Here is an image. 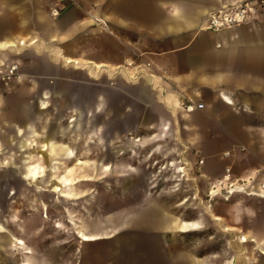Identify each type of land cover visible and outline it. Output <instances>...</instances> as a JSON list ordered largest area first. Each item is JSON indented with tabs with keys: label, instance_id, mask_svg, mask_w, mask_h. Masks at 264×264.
<instances>
[{
	"label": "rangeland",
	"instance_id": "rangeland-1",
	"mask_svg": "<svg viewBox=\"0 0 264 264\" xmlns=\"http://www.w3.org/2000/svg\"><path fill=\"white\" fill-rule=\"evenodd\" d=\"M19 1L0 0V38L8 31L25 35L19 31L22 21L17 20ZM224 1L223 4L236 0ZM39 2L28 0L27 9L32 15L28 16L26 28L32 30L29 32L32 35L50 26L51 18L64 10L66 1L60 5L57 15L48 7L49 20L38 17ZM257 3V12L241 26L260 25L264 21V0ZM2 15L7 20L1 19ZM42 37L51 48L68 45L57 37L55 40H50L54 38L51 36ZM20 51L11 54L20 64L23 81L12 83L8 90H0V98H4L0 104L1 119L20 120L29 102L36 110L38 88L48 85L42 86L39 81H52L57 75L58 66L52 65L47 60L48 54L36 46L28 45ZM62 70L57 77L72 86L66 88L74 93L75 99L85 100L83 107L88 111L100 92V77L92 79L81 68ZM30 76L38 77L37 86H33ZM113 97V94L109 96L112 103ZM65 110L62 109V114ZM97 111L89 113L92 120L94 115H99ZM104 120L106 139L102 146L94 142L95 137H88L92 142H86L82 133L58 136L81 160L26 159L27 163L21 159L35 148H20L17 142L12 143L14 140L9 135L4 133L8 138L5 140L0 133L5 149L4 152L0 146V264H264V243L259 238L256 240L247 225L264 212V197L247 194L253 186H264V155L258 156L257 150L254 153L239 146L242 144L229 151L220 148V143L213 149V156L203 160L201 154L205 150L199 148L193 129L185 126L190 122L183 117L177 119L175 128L163 126L155 132L122 130L120 119L113 111L111 115L105 114ZM39 123L40 128L48 120L44 117ZM49 124L51 130L55 129L53 123ZM114 130L121 132L112 143L110 137ZM144 134L149 137L146 145L136 141ZM239 135L246 139L245 134ZM226 151H229L228 157H224ZM116 163L124 172L131 164L134 171L119 176L112 171ZM186 163L189 177L184 169L178 172ZM227 168L231 176L224 179ZM30 170L37 172L36 180L30 176ZM238 185L244 189L229 192ZM68 188L73 190L70 197ZM213 189L215 192L211 194ZM146 199L170 206L171 221L198 222V230L182 232L173 226L165 230L133 228L128 221L136 219V212ZM256 204L259 205L257 212L249 215V207ZM207 205L222 214L226 222L221 218L215 221L217 224L212 221L210 214L205 213ZM229 206L238 207L234 216L220 212ZM120 218L128 222L127 228L118 226ZM82 232L98 238L82 240ZM244 233L248 234V243L241 241ZM17 239L31 252L27 254L20 249Z\"/></svg>",
	"mask_w": 264,
	"mask_h": 264
},
{
	"label": "crops",
	"instance_id": "crops-1",
	"mask_svg": "<svg viewBox=\"0 0 264 264\" xmlns=\"http://www.w3.org/2000/svg\"><path fill=\"white\" fill-rule=\"evenodd\" d=\"M223 2L66 0L64 10L51 18L50 26L40 29L39 35H32V30L26 28L31 14L27 9L28 0H20L17 20L22 21L19 31L25 35L8 31L0 42L25 40V44L16 45L17 50L36 46L43 54H48L47 60L52 65L58 66L57 75H61L62 68L66 67L84 69L90 78L100 77V92L96 94L93 107L86 111L85 100L79 102L66 88L72 87L69 83L64 84L57 75L53 82L42 79L39 84L48 85L38 88L36 110L29 102L18 121L1 119L0 115L3 138L8 139L5 133L20 148H35L21 160H81L76 158L73 148L58 140V136L68 132L84 134L86 142H92L90 138L95 137L94 142L102 146L106 139L104 115H111L113 111L120 119L122 130L136 132H155L163 126L175 128L177 119L183 117L190 122L185 126L193 129L199 148L205 150L201 154L203 160L212 157L213 149L220 143V148L229 151L242 144L239 146L254 153L257 150L258 156L264 155V21L260 25L209 30L207 17ZM54 3L55 0H40L41 14L37 13V16L49 20L48 7L52 8ZM5 15L1 19L7 20ZM3 30H6L5 26ZM42 36L54 37L50 40L57 37L68 45L51 48ZM30 80L37 86L38 77L30 76ZM111 94L113 103L109 101ZM183 98H190L194 103L203 102L204 106L184 112L180 106ZM3 100L0 98V104ZM62 109H66L63 114ZM96 109L99 115H94L92 120L89 116ZM48 110L50 112L46 113ZM44 117L48 123L39 128V120ZM49 123H53L55 129L51 130ZM120 132L112 131V143ZM239 134H245L246 139ZM136 141L146 145L149 137L144 134ZM0 146L5 152L1 142ZM173 164L175 162H171ZM187 165H184V172L189 177ZM112 171L122 176L134 171V167L129 164L124 172L116 163ZM243 189L238 185L229 192ZM67 190L69 197L73 195L71 188ZM247 194L264 197V186H253ZM258 206H250L248 214L257 212ZM235 208L238 207L229 206L220 212L234 216ZM205 213H209L214 222L218 220L215 219L217 216L226 222L211 205L206 206ZM130 221L133 228L165 230L173 226L182 232L195 230L198 224L188 220L171 221L170 206L148 199L137 210L136 219ZM128 222L120 218L118 226L127 228ZM247 225L256 240L259 238L264 243V212L249 220Z\"/></svg>",
	"mask_w": 264,
	"mask_h": 264
},
{
	"label": "built area",
	"instance_id": "built-area-1",
	"mask_svg": "<svg viewBox=\"0 0 264 264\" xmlns=\"http://www.w3.org/2000/svg\"><path fill=\"white\" fill-rule=\"evenodd\" d=\"M66 0H55L51 12L57 15L60 11V5ZM257 0H238L227 2L221 7H217L211 14L208 15V27L211 30L222 29L226 26H238L248 22L257 10ZM28 43V42H27ZM22 44H19L21 46ZM21 49L17 50L15 46H7L0 50V90H8L12 83L20 82L18 79L24 76L20 72V64L13 58V54H19ZM19 51V52H18ZM181 110L190 112L195 108H202L203 102L194 103L190 98L180 99ZM177 107L179 102L177 99ZM132 138V136H131ZM139 138V137H138ZM138 138L136 140H138ZM229 152L224 153V157H228Z\"/></svg>",
	"mask_w": 264,
	"mask_h": 264
},
{
	"label": "bare ground",
	"instance_id": "bare-ground-1",
	"mask_svg": "<svg viewBox=\"0 0 264 264\" xmlns=\"http://www.w3.org/2000/svg\"><path fill=\"white\" fill-rule=\"evenodd\" d=\"M238 1V0H237ZM239 26V25H238ZM206 27L207 28H209L208 27V21H207V24H206ZM224 28H231L230 26H226V27H224ZM224 28H222V29H224ZM217 30H219V29H217ZM32 42V41H31ZM31 42H28V43H31ZM26 42H25V40H23V39H20V40H18V42H12V41H2V42H0V50H2V49H4L5 47H7V46H15L16 47V45H19V44H25ZM27 43V44H28ZM23 79V77H21L20 79H18V81H21ZM48 106V105H47ZM48 149V148H47ZM53 150V149H52ZM40 155V154H39ZM38 155V156H39ZM26 161V160H25ZM27 162V161H26ZM28 163V162H27ZM37 163V162H36ZM36 165V164H35ZM30 168V167H29ZM184 169V167H182V166H180V168H179V171L181 170H183ZM31 171V173H30V176L32 177V179L33 180H36L37 179V177H38V174H37V172L35 171V170H30ZM41 171H43V170H41ZM226 171H227V173L225 174V176H224V179H228L230 176H231V172H230V169L229 168H227L226 169ZM40 175V174H39ZM41 176V175H40ZM29 178V177H28ZM56 187H57V185H56ZM59 188H56V190H58ZM62 189V188H61ZM69 191V190H68ZM56 192V191H55ZM211 192V194L213 193V192H215V190L213 189V190H211L210 191ZM59 194V193H58ZM78 195V194H77ZM66 196V195H65ZM208 210V209H207ZM208 214V213H207ZM45 216H47V212H46V214H45ZM215 219H220V217L219 216H217V217H215ZM181 221V220H180ZM200 225V224H199ZM1 227V226H0ZM178 227V226H177ZM198 230V229H197ZM243 234V233H242ZM245 234V233H244ZM81 238H82V240H92V239H94V238H96L93 234H87V233H84V232H82L81 233ZM241 241L243 242V243H248L249 242V240L247 239V236L246 235H243L242 237H241ZM16 243H17V246L20 248V249H23L24 250V252L25 253H29V252H31V250L27 247V245H25L24 244V242L21 240V239H17L16 240ZM262 252H264V251H262ZM27 264V263H26Z\"/></svg>",
	"mask_w": 264,
	"mask_h": 264
},
{
	"label": "water",
	"instance_id": "water-1",
	"mask_svg": "<svg viewBox=\"0 0 264 264\" xmlns=\"http://www.w3.org/2000/svg\"><path fill=\"white\" fill-rule=\"evenodd\" d=\"M52 82H53V80H52Z\"/></svg>",
	"mask_w": 264,
	"mask_h": 264
}]
</instances>
